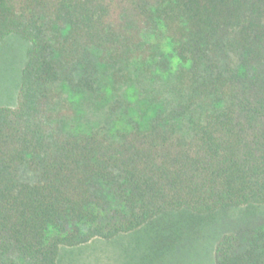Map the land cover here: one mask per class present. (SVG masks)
Here are the masks:
<instances>
[{"label": "trees", "instance_id": "1", "mask_svg": "<svg viewBox=\"0 0 264 264\" xmlns=\"http://www.w3.org/2000/svg\"><path fill=\"white\" fill-rule=\"evenodd\" d=\"M11 34L30 48L0 105V264H59L62 246L146 226L154 248L264 204V0H0V44ZM215 256L264 264V218Z\"/></svg>", "mask_w": 264, "mask_h": 264}, {"label": "rangeland", "instance_id": "2", "mask_svg": "<svg viewBox=\"0 0 264 264\" xmlns=\"http://www.w3.org/2000/svg\"><path fill=\"white\" fill-rule=\"evenodd\" d=\"M29 48V41L17 34L9 35L0 44V105L16 104L21 72ZM114 99L115 96L110 94L104 108L101 105L102 109L88 110L90 113L87 117L82 115L81 120H75L74 124L90 128L95 124L94 120L103 119L105 110H109ZM123 103L122 110L126 111L128 106L135 105L125 98ZM130 114L136 113L133 110ZM89 115L92 121L86 119ZM119 121L120 118H113L109 123L126 125V122ZM262 218L264 204L217 211L205 215L200 222L185 225L169 237L167 244L161 240L154 248L150 244L155 237H151V233H148L150 227L146 226L112 239L98 237L82 245L62 246L59 264H216L215 249L221 235L235 228L258 224ZM164 219L170 222L169 217Z\"/></svg>", "mask_w": 264, "mask_h": 264}]
</instances>
